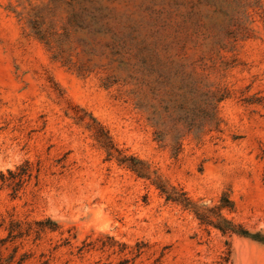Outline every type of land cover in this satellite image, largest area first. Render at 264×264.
<instances>
[{
  "label": "rangeland",
  "instance_id": "1",
  "mask_svg": "<svg viewBox=\"0 0 264 264\" xmlns=\"http://www.w3.org/2000/svg\"><path fill=\"white\" fill-rule=\"evenodd\" d=\"M171 58L195 60L192 77L169 72ZM151 70L160 85L138 90ZM191 80L184 102L179 86ZM212 93L223 97L218 119L193 128ZM90 117L193 200L215 204L227 191L235 210L223 214L264 232V0H0V173L33 164L16 197L0 178V238L12 220L23 231L5 253L17 246L23 264H264L263 243L201 226L150 179L106 160ZM47 217L59 228L36 237Z\"/></svg>",
  "mask_w": 264,
  "mask_h": 264
},
{
  "label": "trees",
  "instance_id": "2",
  "mask_svg": "<svg viewBox=\"0 0 264 264\" xmlns=\"http://www.w3.org/2000/svg\"><path fill=\"white\" fill-rule=\"evenodd\" d=\"M40 37L41 39H44L43 34ZM176 44L183 50L186 49L189 45L187 40L178 41L176 42ZM197 47L198 44L194 42V44H192V48ZM196 65L197 62L195 60H193V62H187L186 59H181L179 60V62H176L174 58H171L170 60L165 61L164 67H166L169 72H173L175 75L181 73L184 76L186 75V78H191L192 73L195 72ZM188 67L191 68L189 73H187L186 70ZM136 72H140V69H137ZM152 72L153 70H151L150 73L143 74L142 77H137L140 82V87L138 90H142V87L144 85L153 86L154 88H156L157 85H160L159 83L153 84L151 83V79L146 78V76L149 77ZM192 82L195 83L194 80L188 81V83H185L183 81V83L179 86L180 89H184V92L181 93L184 102L186 101L187 96V91L185 90L186 88H188L189 91H197L198 89V87L196 85H193ZM139 92L140 91H136L135 93V95L138 97V100L135 102L137 107L149 111V108L152 107V105H150L145 98L141 97ZM222 98L223 97H217L214 93L207 95L206 100L209 101L208 104H212V108L198 109L194 113L191 112L192 116L189 119L190 125L193 128L196 127V129L202 130L206 122L210 123L217 120V103ZM157 111L153 109L151 114L149 115V119L151 120L153 125L157 127L158 134L161 136L164 134L163 126H165V123L162 121L159 111ZM169 116L171 117L172 115ZM200 116H203V118H201ZM84 118L85 116L79 117L80 120H83ZM90 118L91 121L89 122L88 127L93 130V136L98 145L105 149L106 160L115 158L116 162L119 165L127 167L137 176L150 179L151 183L159 190L160 194L165 197L166 201H171L193 213L201 226H204L205 228H216L223 235L231 236L233 234H237L254 239L264 244V232L262 229L252 232L241 223H236L223 214L224 210H235L234 201L230 198V195L227 191L222 194L218 202L215 204H208L203 201L193 200L182 186L171 185L166 180H164L156 171H152L150 165L146 161L138 158V156L134 154H127L123 149L118 148L109 129L99 121H97L94 117ZM179 118L180 117L174 118L173 124L178 123ZM209 125H211V123ZM210 130H212V128H209V131ZM184 135V133H180V131H178L174 137L175 149L177 151L181 149L182 138ZM7 172L8 176L3 172L0 173L2 184L10 187L12 190L11 195L13 197H16L18 191L22 188L24 183L32 178L33 164L30 160L26 159L15 169H7ZM35 223L38 225V228L34 230L36 237H39L41 232L46 228H49L51 230H56L59 228L58 223L52 220L50 217L36 220ZM7 229V236L0 238V264H23L28 256L26 255V253H22L20 256H17V246L10 253H5L4 250L5 245L8 241H12L23 234L21 223L12 220ZM29 230H31V228L27 229V234ZM226 243L229 244L228 241ZM230 254L231 249L229 247L226 256H224V262L229 259ZM42 264H47V262L43 261Z\"/></svg>",
  "mask_w": 264,
  "mask_h": 264
}]
</instances>
